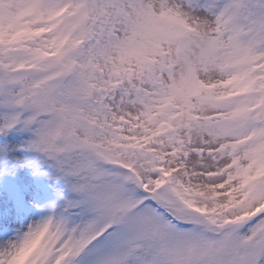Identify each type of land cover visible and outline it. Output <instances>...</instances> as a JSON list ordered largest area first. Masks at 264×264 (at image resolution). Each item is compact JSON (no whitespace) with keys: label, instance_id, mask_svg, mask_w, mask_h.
<instances>
[{"label":"snow or ice","instance_id":"obj_1","mask_svg":"<svg viewBox=\"0 0 264 264\" xmlns=\"http://www.w3.org/2000/svg\"><path fill=\"white\" fill-rule=\"evenodd\" d=\"M0 264H264V0H0Z\"/></svg>","mask_w":264,"mask_h":264}]
</instances>
